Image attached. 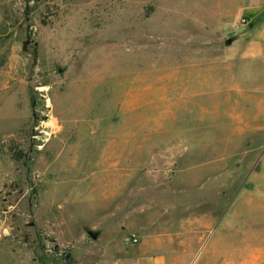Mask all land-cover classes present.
Masks as SVG:
<instances>
[{
    "label": "rangeland",
    "instance_id": "374dc122",
    "mask_svg": "<svg viewBox=\"0 0 264 264\" xmlns=\"http://www.w3.org/2000/svg\"><path fill=\"white\" fill-rule=\"evenodd\" d=\"M136 207L207 218L176 264H264V0H0V264L93 263Z\"/></svg>",
    "mask_w": 264,
    "mask_h": 264
},
{
    "label": "crops",
    "instance_id": "0c3cea01",
    "mask_svg": "<svg viewBox=\"0 0 264 264\" xmlns=\"http://www.w3.org/2000/svg\"><path fill=\"white\" fill-rule=\"evenodd\" d=\"M138 142L140 143V141ZM104 153L103 160L106 171L114 169L125 176L136 174L139 176L137 171L125 174L124 167L130 163L139 167L140 162L128 160L121 163L119 156L115 155V151ZM138 153L140 155L139 150ZM136 208L140 209L137 214L138 220H140L138 221L139 228L129 232L124 225L125 223L122 222L119 229L122 230L123 234L118 240L110 238L102 228L93 231L87 228L94 240L92 248L96 252V254L94 253V262L90 264H176V254H178L176 247L187 246V241L182 239L192 232L197 235L196 240L198 239L200 245H203L206 230L210 228V223L204 216L171 218L170 221H165L158 216L151 218L144 215L146 207ZM204 222L206 224H203ZM134 238L138 240L137 243L133 242ZM57 239L60 237L57 236ZM182 254L188 255V251L182 252ZM191 254L193 255L195 252Z\"/></svg>",
    "mask_w": 264,
    "mask_h": 264
},
{
    "label": "trees",
    "instance_id": "16d2710c",
    "mask_svg": "<svg viewBox=\"0 0 264 264\" xmlns=\"http://www.w3.org/2000/svg\"><path fill=\"white\" fill-rule=\"evenodd\" d=\"M9 151L11 152L13 159L16 162H22L26 158V155L24 154V152L22 150H18L17 145H14V146L12 145Z\"/></svg>",
    "mask_w": 264,
    "mask_h": 264
},
{
    "label": "water",
    "instance_id": "95a60500",
    "mask_svg": "<svg viewBox=\"0 0 264 264\" xmlns=\"http://www.w3.org/2000/svg\"><path fill=\"white\" fill-rule=\"evenodd\" d=\"M233 41H234V39H229V40L227 41V45H231V44L233 43Z\"/></svg>",
    "mask_w": 264,
    "mask_h": 264
},
{
    "label": "built area",
    "instance_id": "2783aa9c",
    "mask_svg": "<svg viewBox=\"0 0 264 264\" xmlns=\"http://www.w3.org/2000/svg\"><path fill=\"white\" fill-rule=\"evenodd\" d=\"M133 242H134V243H137V242H138V240H137L136 238H134V239H133Z\"/></svg>",
    "mask_w": 264,
    "mask_h": 264
}]
</instances>
